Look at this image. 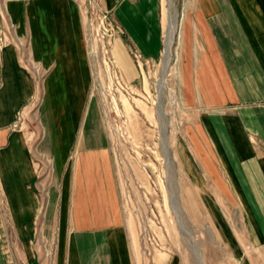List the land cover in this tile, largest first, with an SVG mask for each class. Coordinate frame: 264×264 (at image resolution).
<instances>
[{"label": "crops", "instance_id": "crops-1", "mask_svg": "<svg viewBox=\"0 0 264 264\" xmlns=\"http://www.w3.org/2000/svg\"><path fill=\"white\" fill-rule=\"evenodd\" d=\"M191 3L187 27L197 31L191 41L198 59L189 63L192 71L184 76L183 92L195 120L190 126L193 151L182 154L183 164L192 178L207 174L220 195L238 197L253 229L252 243L264 259V0ZM14 4L9 8L18 34L26 31L33 58L48 68L41 83L56 102L46 104L44 96L40 105L44 125L36 152L51 164L48 190L40 193L28 143L7 127L32 96L35 79L20 63L16 48L3 45L0 264H17L15 244L31 245L38 232L47 245L53 238L58 264H133L130 220L121 203L107 132L99 108L85 95L77 4L30 0L27 9L21 1ZM102 4L112 10L143 59L159 57L160 0Z\"/></svg>", "mask_w": 264, "mask_h": 264}, {"label": "rangeland", "instance_id": "rangeland-1", "mask_svg": "<svg viewBox=\"0 0 264 264\" xmlns=\"http://www.w3.org/2000/svg\"><path fill=\"white\" fill-rule=\"evenodd\" d=\"M20 1L27 9L30 0H0V49L11 43L35 83L7 127L27 141L39 172L37 188L45 193L51 164L36 152L44 125L40 105L44 96L46 104L55 105L56 95L51 100L41 83L48 68L33 58L26 31L18 34L9 5ZM72 1L81 16L85 95L99 108L107 132L130 220L133 264H264L238 197L220 195L207 174L192 178L183 164L182 154L193 151L190 126L195 120L183 92L184 76L192 71L189 63L198 59L191 41L197 31L187 27L192 0H160L162 49L150 61L127 41L103 0ZM15 247L17 264H58L53 238L47 245L39 232L31 245Z\"/></svg>", "mask_w": 264, "mask_h": 264}, {"label": "bare ground", "instance_id": "bare-ground-1", "mask_svg": "<svg viewBox=\"0 0 264 264\" xmlns=\"http://www.w3.org/2000/svg\"><path fill=\"white\" fill-rule=\"evenodd\" d=\"M170 29H171V31H170V39L172 38V34H174L173 33V31H174V25L173 24H171L170 25ZM171 43V42H170ZM168 46V45H167ZM169 47V46H168ZM167 62V61H166ZM163 87V82H160V89Z\"/></svg>", "mask_w": 264, "mask_h": 264}]
</instances>
